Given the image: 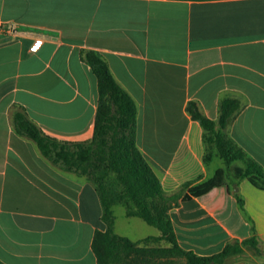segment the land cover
Returning a JSON list of instances; mask_svg holds the SVG:
<instances>
[{"label":"crops","instance_id":"1","mask_svg":"<svg viewBox=\"0 0 264 264\" xmlns=\"http://www.w3.org/2000/svg\"><path fill=\"white\" fill-rule=\"evenodd\" d=\"M37 40L42 45L31 51ZM82 49L99 52L135 100L137 146L168 193L218 170L204 163L190 101L217 120L224 99L239 100L226 134L264 167V0H0L5 264H99L91 244L106 224L95 187L53 166L13 122L22 106L46 134L92 139L98 83ZM236 187L215 186L171 209L184 249L212 255L252 236L264 247V190L248 179ZM114 213L116 229V206ZM125 217L135 218L126 209Z\"/></svg>","mask_w":264,"mask_h":264},{"label":"trees","instance_id":"2","mask_svg":"<svg viewBox=\"0 0 264 264\" xmlns=\"http://www.w3.org/2000/svg\"><path fill=\"white\" fill-rule=\"evenodd\" d=\"M80 56L94 72L98 83L92 139L68 141L46 134L22 106L15 112L13 122L16 133L33 140L53 166L86 177L95 187L102 207V220L106 224L105 230H95L92 239L97 262L172 264L174 259L181 258L184 260L182 264H224L247 247L264 254V247L255 236L229 242L222 251L212 255L186 250L178 242L170 215L171 209L180 201L201 196L215 186L227 184L233 190L239 180L248 179L255 187L264 190V167L247 156L226 134L229 122L240 109L239 100L224 99L217 120L205 116L195 101L189 102L188 113L203 128L204 163L209 165L218 157L223 160L225 168L218 169L211 178L195 185L186 182L182 191L170 194L137 146L138 106L135 100L118 83L99 52L82 49ZM237 161L243 162L244 166L233 167ZM187 188L188 192L182 195ZM236 196L243 207L242 198L237 193ZM117 205L125 207L127 216L143 219L161 234L138 241L117 234L114 213ZM160 241L170 245H149ZM0 264L5 263L0 260Z\"/></svg>","mask_w":264,"mask_h":264},{"label":"rangeland","instance_id":"3","mask_svg":"<svg viewBox=\"0 0 264 264\" xmlns=\"http://www.w3.org/2000/svg\"><path fill=\"white\" fill-rule=\"evenodd\" d=\"M235 166L243 167L244 165L243 162L237 161L233 167ZM220 168H225V164L222 159L216 157L214 161L211 163V169L214 171ZM116 211L117 214L119 215L117 221V227L115 229L116 233L129 235L130 237H132L130 239L134 241H138L148 236H154L157 232H159L157 228L150 226L141 218L135 217L133 219H126L125 208L123 206H116ZM128 223L132 224V226L134 225L133 226L134 229L130 225H128ZM149 245L158 246V247H167L170 244L165 241H160L156 243L151 242L149 243ZM183 262H184L183 259L176 258L174 259L172 264H182ZM224 264H264V254L262 253L258 254L253 249L247 247L245 248L243 253L228 258Z\"/></svg>","mask_w":264,"mask_h":264},{"label":"built area","instance_id":"4","mask_svg":"<svg viewBox=\"0 0 264 264\" xmlns=\"http://www.w3.org/2000/svg\"><path fill=\"white\" fill-rule=\"evenodd\" d=\"M14 33H17V32L14 31ZM42 43H43V40H37V41L33 44V46L31 47V51L36 52V51L40 48V46L42 45Z\"/></svg>","mask_w":264,"mask_h":264},{"label":"water","instance_id":"5","mask_svg":"<svg viewBox=\"0 0 264 264\" xmlns=\"http://www.w3.org/2000/svg\"><path fill=\"white\" fill-rule=\"evenodd\" d=\"M235 190H238L236 186H234Z\"/></svg>","mask_w":264,"mask_h":264}]
</instances>
